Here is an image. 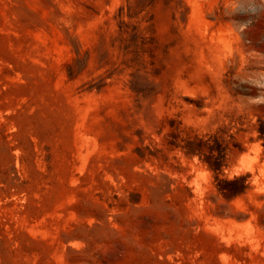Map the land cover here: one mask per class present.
<instances>
[{"label": "rangeland", "instance_id": "374dc122", "mask_svg": "<svg viewBox=\"0 0 264 264\" xmlns=\"http://www.w3.org/2000/svg\"><path fill=\"white\" fill-rule=\"evenodd\" d=\"M261 122L264 0H0V264H264Z\"/></svg>", "mask_w": 264, "mask_h": 264}, {"label": "trees", "instance_id": "16d2710c", "mask_svg": "<svg viewBox=\"0 0 264 264\" xmlns=\"http://www.w3.org/2000/svg\"><path fill=\"white\" fill-rule=\"evenodd\" d=\"M146 40H154L150 37H145ZM260 137L264 140V122H261ZM226 133L220 130L214 134L206 136H194L182 139L184 143L182 146L176 141L179 139V134L171 133L174 141L171 145L181 147L188 156H199L200 159L208 165V167L215 173L217 181V188L227 200H233L250 189L248 182L249 175L236 176L232 179L222 178L221 174L224 169L228 167L229 153L232 148H239V144L235 142L233 136L227 139Z\"/></svg>", "mask_w": 264, "mask_h": 264}]
</instances>
